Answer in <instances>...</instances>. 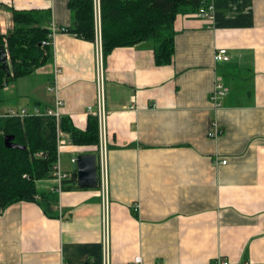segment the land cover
<instances>
[{
  "label": "crops",
  "instance_id": "1",
  "mask_svg": "<svg viewBox=\"0 0 264 264\" xmlns=\"http://www.w3.org/2000/svg\"><path fill=\"white\" fill-rule=\"evenodd\" d=\"M212 2V23L176 18L170 65L156 64L151 42L116 48L104 65L107 242L100 187L74 188L59 194V218L29 202L0 213V264H131L138 256L143 264H264V0ZM14 10L50 11L58 27L73 22L68 0H0L1 35L13 29ZM219 48L229 62H214ZM52 52L51 62L0 91V116L53 108L57 95L63 117L85 131L98 94L97 40L60 33ZM218 76L227 94L214 113ZM212 119L223 130L216 140ZM65 141L64 172L76 169L73 158L98 154L99 145ZM38 190L55 191V182L41 180Z\"/></svg>",
  "mask_w": 264,
  "mask_h": 264
},
{
  "label": "trees",
  "instance_id": "2",
  "mask_svg": "<svg viewBox=\"0 0 264 264\" xmlns=\"http://www.w3.org/2000/svg\"><path fill=\"white\" fill-rule=\"evenodd\" d=\"M212 0H100L101 43L104 65L116 48L151 42L158 66L172 63L175 53V21L180 15L197 14ZM72 25L68 32L85 40H97L94 0H68ZM13 29L0 34L10 60L11 77L0 69V91L18 79L31 76L52 60V48L43 46L52 23L50 11H13ZM35 106L41 107L40 103ZM74 146L99 145L97 117L88 118L85 131L63 117L60 124ZM26 150L9 149L5 137ZM58 161L56 121L52 117H0V213L21 203H38L50 218H59V192L38 190V182L52 179ZM63 191L80 189L76 169Z\"/></svg>",
  "mask_w": 264,
  "mask_h": 264
},
{
  "label": "built area",
  "instance_id": "3",
  "mask_svg": "<svg viewBox=\"0 0 264 264\" xmlns=\"http://www.w3.org/2000/svg\"><path fill=\"white\" fill-rule=\"evenodd\" d=\"M196 16L200 19L208 21L212 23L215 19V7L214 3H210L209 5H204ZM95 25H96V34H97V44H98V94L96 103L90 107H88V113L94 117L98 118L99 126H100V143L98 146V167H99V186L101 190L102 204H103V213H102V222L104 229V241L105 243L108 240L109 235V227H110V203L108 197V186H107V168H108V148L107 143L104 136L105 131V123L107 118V111L105 108V96L103 91V74H104V62H103V53H102V43H101V16H100V0H95ZM68 32L66 28L58 27L54 22L49 25V33L47 36V40L43 42V46L53 47L55 37L60 33ZM99 35V36H98ZM230 61V55L227 49L219 48L214 54V62L215 63H227ZM55 76L58 75V70H55ZM49 92L57 93L56 84L52 82V85L49 87ZM226 87L220 76L216 77L214 90L210 95V103L212 112L216 113L219 109L223 107V101L226 97ZM63 107V101L59 99L56 95V101L53 108H45L35 106L31 108H21L18 110H11L6 115V117H17L20 119H25L28 117H52L56 121V129H57V144H58V161L54 166L53 172V181L55 182V190L59 192H63L64 183L71 179L70 173L64 172L61 168L60 164V154L63 147L67 144L65 141V133L63 132L60 124L61 119L63 118V114L61 109ZM2 117V116H0ZM223 133L222 127H220L219 123L216 119H212L210 122V128L208 132V137L210 139L216 140ZM69 144H71L69 139ZM72 163L77 165V158L72 159ZM216 165H226V160L216 159L214 161ZM134 211L136 213L139 212V207L136 205L134 207ZM108 255V253H106ZM108 263V256H107ZM131 264H143L142 257L138 256L133 259ZM217 264H230L226 260H219Z\"/></svg>",
  "mask_w": 264,
  "mask_h": 264
},
{
  "label": "water",
  "instance_id": "4",
  "mask_svg": "<svg viewBox=\"0 0 264 264\" xmlns=\"http://www.w3.org/2000/svg\"><path fill=\"white\" fill-rule=\"evenodd\" d=\"M0 69L11 77L10 60L5 46H0ZM14 136H6L5 146L9 149L26 150L14 143ZM77 185L80 189H96L99 186V167L96 154H82L77 157Z\"/></svg>",
  "mask_w": 264,
  "mask_h": 264
},
{
  "label": "rangeland",
  "instance_id": "5",
  "mask_svg": "<svg viewBox=\"0 0 264 264\" xmlns=\"http://www.w3.org/2000/svg\"><path fill=\"white\" fill-rule=\"evenodd\" d=\"M17 104H18V106H22L23 102L22 101H19ZM17 104H15L13 102L9 106H16ZM61 160L63 162L64 167L69 166V164H70V162H69L70 161V156L63 155L62 158H61Z\"/></svg>",
  "mask_w": 264,
  "mask_h": 264
}]
</instances>
